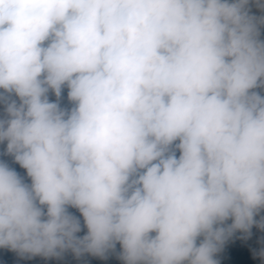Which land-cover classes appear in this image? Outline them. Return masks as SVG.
I'll use <instances>...</instances> for the list:
<instances>
[{"label":"clouds","instance_id":"clouds-1","mask_svg":"<svg viewBox=\"0 0 264 264\" xmlns=\"http://www.w3.org/2000/svg\"><path fill=\"white\" fill-rule=\"evenodd\" d=\"M261 26L249 0H0V143L30 181L0 160V248L219 264L264 228Z\"/></svg>","mask_w":264,"mask_h":264},{"label":"water","instance_id":"water-1","mask_svg":"<svg viewBox=\"0 0 264 264\" xmlns=\"http://www.w3.org/2000/svg\"><path fill=\"white\" fill-rule=\"evenodd\" d=\"M262 5H264V0H249L252 14L258 17L264 16V7H261ZM260 33V39L264 40V26L260 27ZM257 91L264 95V90L257 89ZM63 99L62 106H70L67 101L66 89L63 93ZM8 163L25 178V182H30L26 176V171L20 168L18 164L13 163L11 157H9ZM69 211L79 217L77 210L70 208ZM262 217H264V211H261L255 219L259 221ZM226 223L230 224L231 220ZM85 231L86 229H82L78 235H84ZM118 251L119 244L116 246V252L108 253L106 258L95 257L89 254L76 257L70 251L63 253L60 257L44 258L41 256H22L7 248H0V264H123L118 259ZM262 253H264V228L253 226L249 233L234 232L226 239L220 251L216 253L215 258L219 264H264V258L261 256Z\"/></svg>","mask_w":264,"mask_h":264},{"label":"built area","instance_id":"built-area-1","mask_svg":"<svg viewBox=\"0 0 264 264\" xmlns=\"http://www.w3.org/2000/svg\"><path fill=\"white\" fill-rule=\"evenodd\" d=\"M0 91H2V90H0ZM50 99L55 100L56 98L50 94ZM63 101H64V99L62 97L61 104ZM2 114H3V105L0 104V115H2ZM5 147H6V145L4 143H0V158H2L3 161H6L8 163V159L10 156L4 155Z\"/></svg>","mask_w":264,"mask_h":264}]
</instances>
